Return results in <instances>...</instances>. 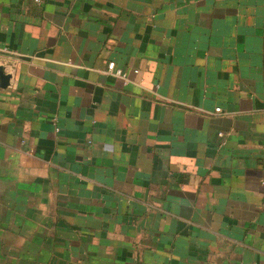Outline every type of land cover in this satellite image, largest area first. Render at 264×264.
I'll list each match as a JSON object with an SVG mask.
<instances>
[{"label": "crops", "instance_id": "0c3cea01", "mask_svg": "<svg viewBox=\"0 0 264 264\" xmlns=\"http://www.w3.org/2000/svg\"><path fill=\"white\" fill-rule=\"evenodd\" d=\"M0 68V264H264V0H0Z\"/></svg>", "mask_w": 264, "mask_h": 264}, {"label": "built area", "instance_id": "2783aa9c", "mask_svg": "<svg viewBox=\"0 0 264 264\" xmlns=\"http://www.w3.org/2000/svg\"><path fill=\"white\" fill-rule=\"evenodd\" d=\"M108 72L112 73L120 78H122L123 80H125V82L128 80V76L127 73L122 70V69H118L115 63H110L108 66ZM217 112H220L221 109H217Z\"/></svg>", "mask_w": 264, "mask_h": 264}, {"label": "water", "instance_id": "95a60500", "mask_svg": "<svg viewBox=\"0 0 264 264\" xmlns=\"http://www.w3.org/2000/svg\"><path fill=\"white\" fill-rule=\"evenodd\" d=\"M10 76L4 74V69L0 68V80L2 81L1 86L6 87L9 84Z\"/></svg>", "mask_w": 264, "mask_h": 264}]
</instances>
